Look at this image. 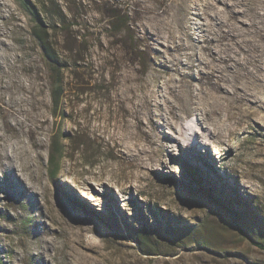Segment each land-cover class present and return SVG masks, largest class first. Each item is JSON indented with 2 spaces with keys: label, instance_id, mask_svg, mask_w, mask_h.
<instances>
[{
  "label": "rangeland",
  "instance_id": "1",
  "mask_svg": "<svg viewBox=\"0 0 264 264\" xmlns=\"http://www.w3.org/2000/svg\"><path fill=\"white\" fill-rule=\"evenodd\" d=\"M53 1L60 110L33 20L0 0V262L264 264L210 200L264 244V1ZM237 12L246 48L213 95Z\"/></svg>",
  "mask_w": 264,
  "mask_h": 264
},
{
  "label": "trees",
  "instance_id": "2",
  "mask_svg": "<svg viewBox=\"0 0 264 264\" xmlns=\"http://www.w3.org/2000/svg\"><path fill=\"white\" fill-rule=\"evenodd\" d=\"M21 6L28 12L30 18L34 22V38L40 46L43 52L46 65L49 70L52 72L53 76V101L56 110H60L65 104V89H64V75L63 72L67 69V66L61 64V60L58 52L55 50V45L51 42L53 34L57 32V27H64V19H62L58 13L55 11V2L53 0L47 1H38L42 5L43 10L38 11L35 8V11L27 5L26 0H18ZM60 20V21H58ZM51 33L52 35H49ZM210 200L215 203L217 206L230 211L233 215V224L239 230L241 235L249 240L251 244L257 246L261 250H264V244L255 240L242 226L240 222V212L232 208L229 203L211 196ZM0 264H3L0 262Z\"/></svg>",
  "mask_w": 264,
  "mask_h": 264
},
{
  "label": "bare ground",
  "instance_id": "3",
  "mask_svg": "<svg viewBox=\"0 0 264 264\" xmlns=\"http://www.w3.org/2000/svg\"><path fill=\"white\" fill-rule=\"evenodd\" d=\"M225 1V0H224ZM227 1V0H226ZM231 1V0H230ZM239 1V0H238ZM264 1V0H263ZM229 2V1H228ZM223 4L224 3H226V2H222ZM228 5H230V4H228ZM237 5V4H236ZM235 5V6H236ZM252 7V6H251ZM229 9V8H228ZM257 9V8H256ZM231 10V9H230ZM234 10V9H233ZM239 10V9H238ZM237 10V11H238ZM235 11V10H234ZM219 13L221 14V13H223V11L222 12H220L219 11ZM218 13V14H219ZM223 15V14H222ZM262 15V14H261ZM221 16V15H220ZM242 16H244L243 14L241 15L239 12H237V13H235V15H233L232 17H231V19H234V21H235V24H232L233 26L231 27V28H228L227 30L226 29H224V30H226V31H224L223 32V36L221 37V40H223V41H226V42H228V41H232L233 43V45L231 44V46H230V44L228 43L227 44V46H230V48H229V50H228V52H227V54L225 53V55L224 56H219L218 58H217V60H216V62L218 61V68H216V65H215V68H213V71H212V74L213 75H215L216 74V69H219V70H217V72L219 73V76L217 77V82H215V84L216 85H218V87H217V90L216 89H214L213 90V92H212V94L214 95V94H219V93H221V94H223L224 96H226V95H228V91H227V89L223 86V85H221V83L223 84V76H224V74L226 73H224V71H226L228 68H229V66H230V64L232 63V62H236V63H238V62H240V57H239V50L240 51H245V48L243 47L244 46V44H245V42H247V40L245 39L246 37L244 36V32H243V29H244V27L246 26V24H245V22H244V20H242ZM260 16V15H259ZM264 16V15H263ZM263 16H262V19H263ZM216 17V16H215ZM226 17V16H225ZM258 17V16H257ZM212 19H214V18H212ZM228 19V18H227ZM226 20V19H225ZM252 21V20H251ZM262 21V20H261ZM234 23V22H233ZM259 23V22H258ZM264 23V22H263ZM223 24V23H222ZM225 24V23H224ZM223 24V25H224ZM231 24V23H230ZM255 25V24H254ZM222 26V25H221ZM264 27V26H263ZM224 28V27H223ZM248 28V27H247ZM258 29V28H257ZM246 35V34H245ZM245 37V38H244ZM263 37V36H262ZM248 39V38H247ZM264 40V39H263ZM207 41H208V39H207ZM206 42V41H205ZM210 43V42H209ZM231 43V42H230ZM252 43H256V41L254 42H252ZM208 43H206V45H207ZM260 44H261V42H260ZM234 45H236V47L235 48H233L234 47ZM256 45H257V43H256ZM212 46V45H211ZM210 47V46H209ZM252 47V46H251ZM256 47V46H255ZM261 47H262V45H261ZM219 48V47H218ZM227 49V48H226ZM260 49V48H259ZM262 49V48H261ZM250 50H251V48H250ZM256 50H257V48H256ZM213 51H215V50H213ZM222 51H223V49H222ZM252 51H254V50H252ZM251 51V52H252ZM258 51V50H257ZM217 52V51H216ZM216 52H213V54H212V52H211V55H212V58L213 59H216V54H217V56H218V53H216ZM248 52V51H247ZM221 53V52H220ZM224 53V52H223ZM222 53V54H223ZM245 54H246V52H244ZM249 53H250V51H249ZM263 53V52H262ZM243 54V53H242ZM210 55V56H211ZM251 55V54H250ZM256 55H257V53H256ZM255 55V56H256ZM264 55V54H263ZM215 56V57H214ZM253 56V55H252ZM251 56V57H252ZM243 57H245L246 58V56H243ZM258 58H259V55L257 56ZM209 58V57H208ZM249 58H250V56H249ZM254 58H256V57H254ZM253 58V59H254ZM261 58V57H260ZM259 58V59H260ZM243 59V58H242ZM245 60V59H244ZM244 60H243V62H244ZM256 60V59H255ZM254 60V61H255ZM262 60V59H261ZM260 60V61H261ZM212 61V60H211ZM242 61V60H241ZM246 61H247V59H246ZM245 61V62H246ZM215 62V61H214ZM215 62V63H216ZM242 62V63H243ZM251 62H253L252 60H251ZM256 62V61H255ZM212 63V62H211ZM247 64V63H246ZM250 64V63H249ZM256 64V63H255ZM214 65V64H213ZM243 65V64H242ZM260 64H258V66H259ZM249 66V65H248ZM263 66H264V64H263ZM239 67V66H238ZM250 67V66H249ZM260 67V66H259ZM245 68V67H244ZM240 69V68H239ZM248 70V69H247ZM260 70H261V68H260ZM240 71V70H239ZM229 72V71H228ZM233 72V71H232ZM252 73H253V71H251ZM255 72H256V69H255ZM253 73L254 75L255 74H257V73ZM258 72H260V71H258ZM246 73V72H245ZM249 73V72H248ZM252 73H250V74H252ZM247 74V73H246ZM225 75H227V74H225ZM258 75V74H257ZM261 76H262V74H261ZM239 77V76H238ZM254 77V76H253ZM224 78H226V77H224ZM245 78V77H244ZM258 78V77H257ZM263 78V77H262ZM215 80H216V75H215V78H214ZM246 79V78H245ZM254 79H256V78H254ZM34 81V80H33ZM227 81V80H226ZM264 81V80H263ZM244 82V81H243ZM258 82V81H257ZM260 82V81H259ZM251 83V82H250ZM261 83V82H260ZM263 83V82H262ZM259 84V83H258ZM237 85V84H236ZM263 85V84H262ZM243 86V85H242ZM240 86L238 85V88H239ZM259 87H261V86H259ZM236 88V87H235ZM244 88H246V87H244ZM244 88H243V90H244ZM241 89V88H240ZM249 89V88H248ZM247 89V91H249ZM264 89V88H263ZM237 90V89H236ZM246 91V90H245ZM239 92V91H238ZM234 93V92H233ZM233 93H230V94H233ZM236 93H237V91H236ZM240 93V92H239ZM247 94H248V92H247ZM249 94H251L250 92H249ZM248 94V95H249ZM229 96V95H228ZM234 96V95H233ZM240 96H241V93H240ZM239 96V97H240ZM232 97V96H231ZM249 97V96H248ZM220 98V97H219ZM238 98V97H237ZM241 98V97H240ZM253 98V97H252ZM251 99V98H250ZM240 100H242V99H240ZM247 100V99H246ZM254 101V100H253ZM255 102H257V101H255ZM254 102V103H255ZM259 102V101H258ZM241 103V102H240ZM41 104V103H40ZM238 104V103H237ZM262 104V103H261ZM253 105V104H252ZM258 106V105H257ZM261 106V105H260ZM229 107V106H228ZM262 107V106H261ZM260 107V108H261ZM264 109V108H263ZM247 111V110H246ZM256 115V114H255ZM6 118V117H5ZM36 144V143H35ZM37 149V148H36ZM40 149V148H39ZM26 155V154H25ZM24 155V156H25ZM28 155V154H27ZM25 158H27V157H25ZM33 158V157H32ZM32 160V159H31ZM27 161V160H26ZM29 161H30V159H29ZM30 165V164H29ZM32 165V164H31ZM32 168H33V166H28V165H25V168H24V170H32ZM16 169V168H15ZM38 169V168H37ZM18 170V169H17ZM19 171V170H18ZM65 171V170H64ZM20 173L18 174V172L16 173V170H13L12 171V176H14V178H17V179H19V181H18V183L20 184V185H23L26 181H25V175L26 174H24V171H23V173L21 174V171H19ZM8 174V173H7ZM13 178V177H12ZM29 178V177H28ZM18 186V185H17Z\"/></svg>",
  "mask_w": 264,
  "mask_h": 264
}]
</instances>
